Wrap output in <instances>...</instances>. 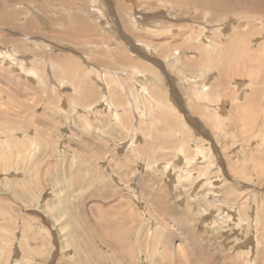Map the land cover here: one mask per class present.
Returning <instances> with one entry per match:
<instances>
[{"label":"rangeland","instance_id":"1","mask_svg":"<svg viewBox=\"0 0 264 264\" xmlns=\"http://www.w3.org/2000/svg\"><path fill=\"white\" fill-rule=\"evenodd\" d=\"M3 51L0 264H264V0H0Z\"/></svg>","mask_w":264,"mask_h":264},{"label":"bare ground","instance_id":"2","mask_svg":"<svg viewBox=\"0 0 264 264\" xmlns=\"http://www.w3.org/2000/svg\"><path fill=\"white\" fill-rule=\"evenodd\" d=\"M262 5L260 4L259 5V7H261ZM244 15V14H243ZM246 15V14H245ZM260 17V16H259ZM263 18V17H262ZM261 18V19H262ZM1 60H3V61H11V62H15L16 63V60L14 61V59L12 58V55H11V53H8L7 51L5 52V51H3V52H0V61ZM207 61H209V60H207ZM8 63V62H7ZM14 64V63H13ZM31 74L32 75H34L35 73H33V72H31ZM143 76H144V74H143ZM242 83V82H241ZM245 84V83H244ZM209 85V84H208ZM201 87V88H200ZM207 87V85L206 84H202V85H200L199 86V90L196 92V95L198 96V97H203L202 98V102L203 103H208L209 104V102H215L216 103V100L217 99H220L219 97H217L216 95H212L211 93L209 94L210 96H208V93L206 94V92H203V90H206L205 88ZM141 89H143L142 90V92L148 97V98H150V96L148 95V93H147V90H146V88H144L143 86L141 87ZM149 92V91H148ZM152 94V93H151ZM153 95V94H152ZM196 96V97H197ZM206 98V99H205ZM154 99V98H153ZM152 99V96H151V100H153ZM198 99V98H197ZM200 99V98H199ZM207 99H209V100H207ZM207 100V101H206ZM200 101H201V99H200ZM153 102V101H152ZM197 102V101H196ZM105 103V104H104ZM142 103V102H141ZM156 103V102H155ZM225 103V102H224ZM154 104V103H153ZM213 104V103H212ZM101 105H103L102 106V108H109V107H112V104H108V102L106 103V100H104L103 102H101ZM205 105V104H204ZM143 107V106H142ZM220 108H222V107H220ZM217 109V108H216ZM222 110V109H221ZM221 113V112H220ZM140 114V113H139ZM147 114V113H146ZM116 115H117V113H116ZM215 116V115H214ZM147 117V116H146ZM198 152V151H197ZM198 155H200L199 153L197 154V156ZM201 158V157H200Z\"/></svg>","mask_w":264,"mask_h":264}]
</instances>
